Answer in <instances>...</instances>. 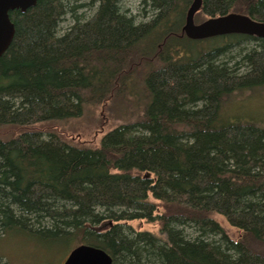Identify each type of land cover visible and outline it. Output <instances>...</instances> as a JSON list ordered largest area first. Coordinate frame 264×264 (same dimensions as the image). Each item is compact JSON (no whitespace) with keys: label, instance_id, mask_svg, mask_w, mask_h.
Listing matches in <instances>:
<instances>
[{"label":"trees","instance_id":"obj_1","mask_svg":"<svg viewBox=\"0 0 264 264\" xmlns=\"http://www.w3.org/2000/svg\"><path fill=\"white\" fill-rule=\"evenodd\" d=\"M191 2L8 12L0 128L23 131L0 137V240L96 246L112 264H264V116L241 108L264 103V39L187 38ZM227 13L264 22V0H202L194 23ZM97 110L115 122L98 147L31 128Z\"/></svg>","mask_w":264,"mask_h":264},{"label":"rangeland","instance_id":"obj_2","mask_svg":"<svg viewBox=\"0 0 264 264\" xmlns=\"http://www.w3.org/2000/svg\"><path fill=\"white\" fill-rule=\"evenodd\" d=\"M123 4L125 8L130 9L132 14H138L143 10L141 0H124ZM241 108L245 109V113L250 111V113L257 116H264V103L258 101V99L245 102L241 105ZM99 114L100 112L97 110L94 114L86 115L84 118L56 122L45 127L33 126L31 128L46 129L50 132H56L66 141L80 144L81 146L98 147L107 127L110 124H115V122L111 123V119L107 120L109 112H107L106 115H103L102 118H98ZM104 124H106V126ZM20 131L23 130L8 127L0 128V137L8 139V137L12 136L14 133H19ZM220 223L230 238L236 236V231L230 229L225 221L221 219ZM130 224L134 231L146 229L153 234L157 233V227H155V225L146 224L143 221H132ZM69 251V247L66 248L64 246L52 248H46L41 245L39 246L28 237L18 233L8 234L0 240V255H5L3 262L5 261L7 264H62Z\"/></svg>","mask_w":264,"mask_h":264},{"label":"water","instance_id":"obj_3","mask_svg":"<svg viewBox=\"0 0 264 264\" xmlns=\"http://www.w3.org/2000/svg\"><path fill=\"white\" fill-rule=\"evenodd\" d=\"M36 0H0V56L6 51L14 35V25L8 12H25L34 6ZM202 0H192L185 18L183 32L191 40H203L216 36L241 34L264 39V22L249 16L227 13L194 23V16L200 10ZM62 264H112V259L103 249L81 244L74 247Z\"/></svg>","mask_w":264,"mask_h":264}]
</instances>
